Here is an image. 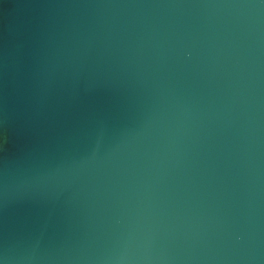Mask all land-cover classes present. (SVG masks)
Returning a JSON list of instances; mask_svg holds the SVG:
<instances>
[{
	"label": "water",
	"instance_id": "1",
	"mask_svg": "<svg viewBox=\"0 0 264 264\" xmlns=\"http://www.w3.org/2000/svg\"><path fill=\"white\" fill-rule=\"evenodd\" d=\"M0 264H264V0H0Z\"/></svg>",
	"mask_w": 264,
	"mask_h": 264
}]
</instances>
